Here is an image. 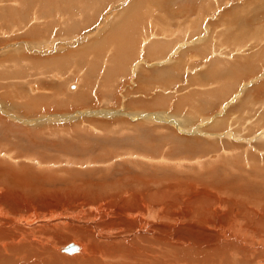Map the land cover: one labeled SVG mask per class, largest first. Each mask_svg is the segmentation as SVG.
Returning <instances> with one entry per match:
<instances>
[{"label": "rangeland", "instance_id": "374dc122", "mask_svg": "<svg viewBox=\"0 0 264 264\" xmlns=\"http://www.w3.org/2000/svg\"><path fill=\"white\" fill-rule=\"evenodd\" d=\"M144 1L0 0V61L10 46L25 59L0 68V202L24 229L35 214V223L61 213L90 218L91 199L111 196L123 179L125 188L151 187L150 179L170 174L175 189L164 185L159 196L171 193L173 205H150V230L169 232L172 215L165 222L164 213H192L205 198L217 212L212 222L239 219L255 231L241 233L258 238L251 219L264 216V0H150L139 14L137 55L129 57L119 35L106 50L94 48ZM165 154L169 164L153 166L160 174L140 166ZM202 218L176 236L190 245L216 239Z\"/></svg>", "mask_w": 264, "mask_h": 264}, {"label": "bare ground", "instance_id": "6f19581e", "mask_svg": "<svg viewBox=\"0 0 264 264\" xmlns=\"http://www.w3.org/2000/svg\"><path fill=\"white\" fill-rule=\"evenodd\" d=\"M243 13L245 12L243 11ZM11 19L13 20V18ZM128 20L131 21L129 24L127 23ZM128 20L124 21L123 24H121L120 27H117L114 30L115 32L113 31L112 33L117 36L118 35L123 36L124 44H125L123 48H125L126 46V50L128 51V48L130 49L131 47L132 50L128 53H130L129 57L133 58L134 56L132 55L133 54L132 51L133 50L135 51V48L138 46L136 45V42L138 40V37L136 35L138 34L137 30L139 29L138 16L135 13H131L129 15ZM28 35H30V33H28ZM113 42L114 40L108 43L100 42L95 44L94 48L99 50H106V48L110 46ZM11 47L12 46H10L9 47L10 49L6 52L9 51H14V52H12V54L9 55L7 59L0 61V68H2L3 64L6 63L7 61L25 60L24 58H22L23 56L21 57V54L19 53L20 48L18 51H15L17 50L16 46H14L15 47L14 50L11 49ZM50 47L51 46L49 44L47 45L44 44L43 46H40V49L46 50L49 49ZM112 47L114 48V46ZM179 59L180 61H182L181 58ZM0 78L5 79L6 77L2 75ZM35 102L37 103V101ZM2 103L5 105L4 101ZM6 103L7 105L5 106L11 107L9 106L10 104L8 102ZM41 103L43 102L41 101ZM31 105L33 104H29V103L24 104L25 110L28 112L30 110H33L34 107H31ZM37 107H41V105L40 106L37 105ZM142 118L146 120H152V119L162 120V121L166 120L168 122L172 120V123L176 124L175 126L179 127V129L183 128L182 120L177 122L174 119H170L168 117H159V116L154 117L152 119L149 117L147 118L142 117ZM188 120H192V117L188 118ZM175 121L177 123H175ZM231 137H233V135ZM197 148L190 147V149H192L193 151L197 150ZM230 148L235 149L236 147L234 148L231 146ZM188 150L189 149H185V152L188 153L192 152V150L189 151ZM150 151L152 152V149ZM6 153H8V151ZM141 157L142 156H140V158ZM150 157L151 158L146 157L147 158L146 163L145 164L140 163V166H144V167L149 166L150 168L152 167L151 172L157 171L158 174H160L159 173L160 169H156L155 167L161 168L160 166L162 165V163L165 164L168 163V161H170V158L166 154L165 156H159L160 158H156V157L152 158V156ZM154 162L156 163V165H154ZM180 163L182 164L183 162ZM165 165H163L164 168L166 167ZM169 175L167 174L165 176L170 177ZM4 176L6 177L7 175ZM166 177H164V179L162 180L161 178L159 179L157 177H153L152 179L149 180V182L153 184L151 187H148L146 182L142 181L143 182L142 186L139 183L138 184L134 183V186L128 184L129 187L125 188V186H127V183L130 182H125L124 181L125 179H123L121 182L119 181L120 183L119 184L117 183L116 186L125 184L123 185L124 188L123 186H119L118 188L109 191L110 192L109 195L112 194L111 196L108 195L98 196L96 194L99 197V199L97 197L91 199V201L87 205L90 211L92 212L91 216L89 214L90 218L86 217L85 216L86 214L84 213H76L73 215L72 214L62 215L65 213H61L60 216H56V217L52 216L54 218H51L50 220L49 219L40 220V222L35 223L36 221L31 222V220H29V218L31 217L30 216L28 217V221H26L25 223L23 222L25 220L21 221V223L23 222L26 227L24 229L19 228L20 226H17L19 224L18 223L17 225L15 224L17 226L16 230L13 227L14 221L15 223H17L19 219L17 218L13 219V215H11V212L7 210L9 208L5 209L3 207L4 203L3 204L1 203L2 201H4V199H2V197L0 196L2 199V201L0 202V264H32L31 262L34 260L35 261L37 260L36 261L37 263L34 264H264L263 262L264 260L261 261V255L259 253L260 252L259 250H263V254H264V236L262 235L260 236V231L264 230V221L262 222V220L264 219L263 215H260L261 218L259 220L257 219L256 216L252 217L251 223L255 224L254 227H256L257 230L259 231V237L251 239L248 236H246L245 233H241L243 231L248 232L250 228L246 229L244 223L243 224L240 223L239 219L236 220L230 219V221H224L222 219V223H220L219 222L220 220L217 219L219 220L218 222H212L213 220H210L209 217L211 216V214L215 216L217 212H215L212 209L213 207L212 201L207 202L204 198L202 200V204H200L196 208V210H194V212L192 213L189 212L181 213V215L178 216L172 213L174 210L170 212H166L164 210L166 213L163 214L162 216L163 218L165 216L169 217L170 216L169 214L172 215L171 216L172 218L169 217L170 219L169 221L170 222L172 221L171 222L172 226L170 227L171 230L169 232L172 233H169L168 231H163L161 227H159L161 231H159L158 233H155L156 231L150 230L149 227H151L152 225L150 226L149 223L150 221L148 220V218L145 219V215L147 217L146 211H148L150 205L152 206L155 204H159L160 201L164 200L165 202L163 206L164 208L167 209L168 207L171 208L173 205L172 202H174L173 201L174 197L170 196L171 193L164 195L163 200L161 199V195L159 196V191L163 189L164 185H166V187L169 188L170 190L176 186V183L173 181L172 178L169 181L168 178L166 179ZM2 183H5V181H3ZM157 183L160 186H157L156 185ZM166 187L164 190H166ZM142 192L148 193L146 194L148 195V197L143 198L141 194ZM128 193H131L130 197L125 198L124 199L125 202H123L122 198L124 197V195ZM168 199H170V203H168L169 202ZM105 200H108V203H105L106 202ZM87 201L88 199L85 202ZM130 203L131 206L129 207L127 204ZM96 206L99 207L95 208ZM178 206L176 204V207H174V209L178 208ZM6 207L9 206L7 205ZM37 208L40 209V207ZM35 215H37L36 217L39 218L38 214ZM35 215L32 214V216ZM203 215H204V219L203 218L200 219L199 224L205 230L208 227L214 228L216 232L215 233L216 239L214 240L216 241L214 240L210 241L209 240L210 237H209V239L206 240L205 242H200L195 245H190L185 240L186 237L183 238V236H181L182 234L176 236L175 231L178 229L180 230V228L178 227H183L186 225L190 226L188 224H190L192 217H201ZM36 217H31L30 219H34ZM164 220L166 222L165 218ZM81 222H86V223H81ZM167 223H162L161 221V224L159 225H163ZM88 224L89 227L87 226ZM166 227L168 228V225H166ZM250 230L252 231V233L255 232L253 229ZM182 232H184V230ZM170 237L171 238L174 237V240L179 242V244H173V241L170 240L171 239ZM230 239L231 241H229ZM257 241L259 243H256ZM71 244L77 246V249L74 251H67L66 248ZM170 251L174 252L176 256L172 254ZM68 255H74V256H68Z\"/></svg>", "mask_w": 264, "mask_h": 264}, {"label": "crops", "instance_id": "0c3cea01", "mask_svg": "<svg viewBox=\"0 0 264 264\" xmlns=\"http://www.w3.org/2000/svg\"><path fill=\"white\" fill-rule=\"evenodd\" d=\"M150 4V0H148V1H144L143 3H141V4H139V5H136L135 6V8L133 7V11H132V13H135L137 16H138V21H139V19H140V16H139V14L141 13V10H143V9H145L146 7L145 6H147V5H149ZM137 6H139V7H137ZM144 7V8H143ZM101 11V10H100ZM116 11H118V9L116 10ZM241 12V11H240ZM91 16H92V13H89V18H91ZM143 16H145V15H143ZM240 16V15H239ZM86 17H88V16H86ZM120 24H121V22H119ZM141 25V24H140ZM117 27H120V26H114L113 28H112V30H115ZM141 27H142V25H141ZM142 29V28H141ZM113 31H111V33H112ZM113 34V33H112ZM221 36V35H220ZM220 36H219V39H220ZM118 36L117 35H115V34H113V36H111V35H108L105 39H103V40H98V41H96V42H92L93 44H97V43H100V42H105V43H108V42H112V40H116V38H117ZM119 38H122V40H123V42H124V38H123V36H119ZM216 40V39H215ZM217 41V40H216ZM123 46H124V43H123ZM137 48V47H136ZM136 48H135V53H136V55H137V52H136ZM180 50H182V49H180ZM182 57V56H181ZM180 57V58H181ZM193 59H190L189 58V61L187 62V64H191L193 61H192ZM181 62H177L176 63V65H175V67L173 68L174 70H177V69H179L180 68V66H181ZM170 72V71H169ZM136 74V73H135ZM205 76H207V75H205Z\"/></svg>", "mask_w": 264, "mask_h": 264}, {"label": "water", "instance_id": "95a60500", "mask_svg": "<svg viewBox=\"0 0 264 264\" xmlns=\"http://www.w3.org/2000/svg\"><path fill=\"white\" fill-rule=\"evenodd\" d=\"M77 249V246H75V245H69L67 248H66V250L67 251H74V250H76Z\"/></svg>", "mask_w": 264, "mask_h": 264}]
</instances>
